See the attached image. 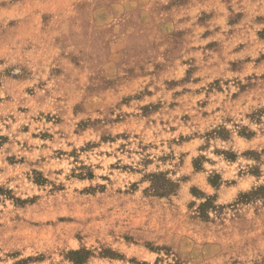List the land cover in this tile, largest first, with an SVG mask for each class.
<instances>
[{
    "label": "rangeland",
    "instance_id": "obj_1",
    "mask_svg": "<svg viewBox=\"0 0 264 264\" xmlns=\"http://www.w3.org/2000/svg\"><path fill=\"white\" fill-rule=\"evenodd\" d=\"M0 264H264V0H0Z\"/></svg>",
    "mask_w": 264,
    "mask_h": 264
}]
</instances>
